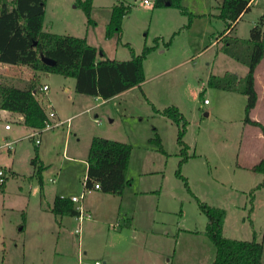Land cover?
Wrapping results in <instances>:
<instances>
[{
	"label": "rangeland",
	"instance_id": "374dc122",
	"mask_svg": "<svg viewBox=\"0 0 264 264\" xmlns=\"http://www.w3.org/2000/svg\"><path fill=\"white\" fill-rule=\"evenodd\" d=\"M116 1L92 0L91 17L95 25L88 26L76 0H46L43 29L86 36L92 45L104 50L103 57L128 59L129 47L135 53H140L145 45L155 47L143 60L145 79L141 86L109 101L76 92L72 77L56 73L46 77L44 72L35 71L40 82L50 86L48 94L53 107L62 115H70L86 104L94 105L85 113L71 116L69 126L64 123L39 132L40 144L27 134L30 130L20 123L19 113L18 116L1 113L0 169L4 182L0 185V264H76L78 259L83 263L101 259L99 253L105 239L112 240L113 230L108 223L100 222V226L86 231L81 224L78 243L74 232L77 219L62 216L58 222L49 211L52 195L61 185L67 190L78 186L76 195L83 192L86 173L83 159L92 135L132 145L127 169L132 183L129 189L125 188L126 206L133 207L134 192L155 190L141 199L143 202L135 201V206L141 220L146 219L147 211L154 212L164 234L158 237L160 243L155 241L158 244L151 248L152 254L149 249L146 256L138 254L140 264H212L216 250L206 234L207 217L175 175L180 158L178 127L155 111L169 105H176L187 120L183 139L189 146L190 157L182 164L181 173L201 201L225 209L223 235L251 239L254 229L264 225V188H254L250 193L264 177L245 167L264 155V141H257L258 129L243 122L246 96L237 89L244 84L242 77L247 65L225 52L230 47L228 51L238 55L248 47L249 29L264 14V0H252L254 5L238 21L228 40L221 41L216 37L223 31L224 23L214 16L220 0H181L194 14L186 27L188 15L175 7H153V0L150 5L142 0H125L132 9L123 18L120 35L107 39L104 33L110 4ZM202 12L206 14H196ZM175 31L178 32L174 34ZM169 39L167 46L165 42ZM261 66L258 87L264 94V58ZM224 74L234 76L236 89L209 84L211 76ZM38 98H42L47 111L52 109L41 92ZM204 98L209 103L204 104ZM255 114L264 120V98ZM5 123L11 129H5ZM155 132L166 153L148 141ZM244 142L249 144L243 149ZM244 155L254 158L244 159ZM42 161L41 184L36 170ZM85 195L95 202L99 193L85 192ZM258 238L261 240L262 235L258 234ZM145 241L151 245L149 239ZM162 249L166 255L159 258Z\"/></svg>",
	"mask_w": 264,
	"mask_h": 264
},
{
	"label": "trees",
	"instance_id": "16d2710c",
	"mask_svg": "<svg viewBox=\"0 0 264 264\" xmlns=\"http://www.w3.org/2000/svg\"><path fill=\"white\" fill-rule=\"evenodd\" d=\"M45 4L46 0H0V62L21 64L34 71L72 77L75 80L76 92L103 99H108L126 89L141 86L145 79L143 60L155 45L143 46L140 53H135L129 47L131 56L128 59L103 57V49L89 44L85 36L78 37L44 30ZM251 4L252 0L221 1L218 13L215 14L224 23V29L220 33L221 39L228 40L237 21L244 12L250 10ZM76 5L83 10L87 25H95L91 17L92 0H76ZM153 6H172L182 14H187L189 18L185 27L191 23L194 15L181 3V0H153ZM131 9L132 5L125 0H117L111 5L104 33L106 38L115 34L120 35L123 17ZM157 40L158 37H155L154 41ZM236 40L235 38L233 42ZM246 42L248 47L241 54L228 51L230 47L225 48V52L247 65V72L242 77L244 84L237 89L246 96L243 122L258 127L264 135V124L250 117V112L257 101L254 73L264 56V14H260L258 20L250 27ZM169 43L170 39L165 42L167 46ZM42 55L52 59L54 63L43 62ZM226 75L211 76L209 84L221 89H236L233 85L237 82L233 81L234 76ZM37 87V77L29 79L23 86L0 81V109L20 113L22 123L28 127L44 128L49 120L37 98ZM155 111L166 116L178 127L176 142L179 146L177 154L180 158L175 175L183 181L186 190L195 198L200 212L207 217L206 234L216 250L212 264H264L263 241L258 240L255 234L251 239H237L223 235L225 209L201 201L190 189L186 177L182 175L181 166L190 157L187 152L189 146L183 139L186 133V118L176 105H169L163 109L155 108ZM148 141L154 143L159 151L166 153L158 133L155 132ZM131 149L132 145L128 142L94 135L90 140L86 157L87 168L83 192L86 189L90 191L94 183H98V190L101 192L121 195L126 185L131 183V178L127 176ZM36 161L37 155L32 162L36 163ZM43 167L44 165L40 163L36 170L41 184ZM249 169L264 174V156ZM262 185L264 178L250 190V193L254 188ZM50 211L55 217H75L79 214V207L70 196L57 194L52 200ZM126 222V226H129V218Z\"/></svg>",
	"mask_w": 264,
	"mask_h": 264
},
{
	"label": "crops",
	"instance_id": "0c3cea01",
	"mask_svg": "<svg viewBox=\"0 0 264 264\" xmlns=\"http://www.w3.org/2000/svg\"><path fill=\"white\" fill-rule=\"evenodd\" d=\"M221 1L222 0L218 1V3H217L218 6H219ZM111 5L112 4H110V6ZM252 5H254L253 1H252L251 6ZM157 8H161V7H157ZM217 13H218V11L215 14H217ZM245 13L246 12H244L242 14V16ZM196 14H198L199 16H202V14H206V12L205 13L204 12L196 13ZM215 14H214V16H215ZM242 16H241V18H242ZM238 21H237V23H238ZM122 22H123V20H122ZM237 23H236V25H237ZM236 25H235V27H236ZM112 37H110V38H112ZM220 37L221 36L218 34L216 37V40L221 41ZM110 38H107V39H110ZM86 40L89 44L92 45V43H90L88 41L87 37H86ZM263 58L261 59V61L256 66L255 73H254V86H255V89L257 92V101H256L255 107L250 112V115L252 114L250 117L253 119H256V120H260L264 124V120L258 119L256 117L257 114H255L258 111V105H259L260 101H262V99L264 98V94L262 93L261 89H259V87H258V86H260L259 80H260V72L262 69L261 62H262ZM26 67L27 66H24L21 64H10V63L0 62V81L7 82L10 84H14V85L23 86L29 79L37 77V85H38L37 91H36L37 98H38V93L41 92V94L43 96H46V100H47V102H50V105L52 108V109L47 111V108L44 106L42 98H38L40 104L42 105L43 109L45 110V112L48 116V120H49V124H50V126H48V127L53 128V127L63 125L64 123H66L67 126H69V121H70L71 116H73L75 114L85 113L94 107V105L86 104V106L83 105V106L79 107L78 110L74 111L70 115H65V114L62 115V113L59 109L57 110L53 107V104L51 102V98L48 94L50 86L47 83L40 82L39 74H37L34 70H32L30 68L29 69L27 68V70H26ZM44 75L46 77H49L50 73L44 72ZM43 85H47V89L45 91L41 90V88H40ZM72 85H73V87L75 86V80H74ZM133 88L134 87L126 89V90H124V91H122V92H120V93H118V94H116V95H114L108 99H103V98H100L98 96H93V97L95 99H101L102 101H109V100H113V99H117V98L121 97V95H124L125 93H127L128 91H130ZM82 102L83 101H81L80 103H82ZM1 113L3 115H6L8 113V114H12V115L15 114L18 116V112L10 111L7 109H0V115H1ZM50 113H53V115H50ZM19 115L20 116H18L19 117L18 119H19L20 123H22V115L20 113H19ZM63 116H65V117H63ZM55 118H57V121L55 120ZM52 124H54V125H52ZM26 127L30 130V132H28L27 134L30 135L31 137L35 138V142H36V139H38L37 144L38 143L40 144L41 141H39V138H37V135L39 132H41L42 130H44L48 127L45 126L42 129H33V128L28 127V126H26ZM256 128L259 131V132H257V137H258L257 141L258 142L264 141V135L262 134V132L260 131V129L258 127H256ZM5 129L9 130V129H11V126H9L8 128L5 127ZM36 132H37V134H36ZM250 132L253 133V130H250ZM74 135H76V133H74ZM93 136L94 135H92L90 137V140ZM76 139H77V141L80 140L79 137H77ZM247 144H249V143L244 142L243 149ZM65 147H68V142H67V145L64 144L63 152L65 150ZM88 148H89V146H88ZM88 148H87V152H88ZM243 154L244 153H242V156H243ZM247 154H249V153H247ZM242 156H241V158H242ZM263 156H261V157H263ZM86 157H87V153H86L85 158L83 159L85 161V165L87 168ZM66 158L68 159V157H66ZM249 158L253 159L254 157H252V156L246 157L245 156L244 159H249ZM129 161H130V159H129ZM255 163L247 164L245 167L249 168L251 165H253ZM42 164L44 165L43 161H42ZM260 174H262L264 177L263 173H260ZM50 178H52V177H49V180H50ZM50 181H54V179L50 180ZM131 183L129 185H126V186H128V189H129ZM125 188H124L121 195H113L110 193H104V192H101L100 190H98V188L97 189L92 188L90 191H88V193L98 192L99 196L97 198V201H95V202L91 201L90 198H88L85 195V193L83 194V196L81 198V202H80L81 204L80 205L82 206L83 210L88 213V216L85 217L81 221L83 231H86L87 229H90L91 227L100 226V222H102V224L108 223L109 226L112 227V230H113L112 238H111L112 240L110 242H108V238L105 239V241L102 245V251H101V253H99V256L101 257L100 260H102L103 264H140V259L138 257V254H139V256L141 254L146 256L147 255L146 252L148 249L150 250L149 253L152 254L151 248L157 247V244L160 243L158 241V237L161 234H164V232L162 230V226L158 225L159 221H158L157 217L154 216V214H153L154 212L147 211L146 219L141 220L140 216H139L140 213L136 210V206H135V201L139 200L138 203L143 202V201H141V199L142 200L145 199L149 194H152L153 192H155V190L154 189H150V190L143 189V190L134 192L131 200L133 201V207H135V209L133 207H131L130 205H129L130 209H128L127 207H129V206H126V204H125L127 196H125V194H124L128 190L127 189L125 190ZM260 188L263 189L264 185H262ZM78 190H79L78 186H76L75 188H72L71 190H67V189H64L63 186L61 185V187L60 188L58 187L55 192L53 191L54 193L52 195V200H53L54 196L57 194L65 195V196L76 195ZM66 192H68V193H66ZM254 197L257 198V196H254ZM111 206H112V208H111ZM121 207H124V210L122 211V213H123L122 215L120 213ZM49 211H50V208H49ZM104 213H105V215H104ZM127 218H129V220H130L129 226H126V223H127L126 219ZM54 219L58 222H59V219L62 221V216L61 217L60 216L59 217L54 216ZM81 224H80V227H81ZM77 225H78V223H77ZM254 232L256 233V234L254 233L256 238H257L258 234H260V235H262L261 240L262 241L264 240L263 239L264 225H263V227L254 229ZM107 233H108V231H107ZM167 233H168V230L165 231V234H167ZM80 234H81V231H80ZM80 234L77 235L75 233V235L78 239V243L80 241ZM146 239L150 240V242H151L150 246H149L150 243L148 245H146V241H145ZM155 241H157L158 243ZM78 245H80V244H78ZM263 245H264V241H263ZM158 247H160V245ZM162 250H163V252L160 254L161 256H159V258L166 255L165 249H162ZM111 251H112V253H111ZM84 253L86 255V251H84ZM125 253H128L127 256L124 255ZM262 258L264 261V249H263ZM89 260H91V259H89ZM92 260H94V259H92ZM92 260L89 262L87 261V262L83 263L80 259H78L76 264H90L92 262ZM159 261H160V259H159Z\"/></svg>",
	"mask_w": 264,
	"mask_h": 264
},
{
	"label": "built area",
	"instance_id": "2783aa9c",
	"mask_svg": "<svg viewBox=\"0 0 264 264\" xmlns=\"http://www.w3.org/2000/svg\"><path fill=\"white\" fill-rule=\"evenodd\" d=\"M151 2H152V1H150V0H142V3L145 4V5H150ZM40 88H41V90H44V91H45V90L47 89V85H43V86H41ZM203 103H204V104L209 103L208 99L204 98V99H203ZM50 115H53V113H50ZM45 126L48 127V126H50V124H49V123H46ZM5 127L8 128V127H9V124H8V123H5ZM36 134H37V132H36ZM37 142H38V139H36V143H37ZM50 180H53V178H50ZM3 181H4L3 171H2V169H0V183H2ZM93 188H99V184H98V183H94ZM88 191H89V190L86 189V190H85L84 192H82L80 195H71V196H70V199H71L72 201H74L75 203H77V202H79V201L81 202V198H82L83 194H84L85 192H88ZM80 204H81V203H80ZM80 204L78 205V207H79V214L75 216V219L78 220V225H77V227L75 228L74 232H75L77 235L80 234V231H81V227H80L81 221H82L85 217L88 216V213H86V212L83 210V208H82V206H81ZM90 264H103V262H102V260H100V259H94V260H92V262H91Z\"/></svg>",
	"mask_w": 264,
	"mask_h": 264
},
{
	"label": "water",
	"instance_id": "95a60500",
	"mask_svg": "<svg viewBox=\"0 0 264 264\" xmlns=\"http://www.w3.org/2000/svg\"><path fill=\"white\" fill-rule=\"evenodd\" d=\"M41 59H42V61L43 62H45V63H47V64H52V63H54V61L52 60V59H50V58H47V57H45V56H41Z\"/></svg>",
	"mask_w": 264,
	"mask_h": 264
}]
</instances>
